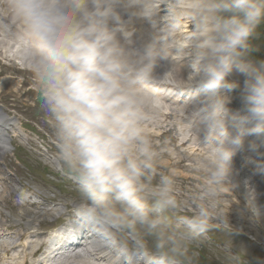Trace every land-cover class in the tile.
I'll use <instances>...</instances> for the list:
<instances>
[{"label":"clouds","instance_id":"obj_1","mask_svg":"<svg viewBox=\"0 0 264 264\" xmlns=\"http://www.w3.org/2000/svg\"><path fill=\"white\" fill-rule=\"evenodd\" d=\"M165 2L171 19L164 35L133 47L117 6L154 19ZM137 5L145 11H134ZM185 21L193 29L182 47L196 55L186 83L207 92L206 106L193 112L207 130L203 141L195 135L204 149L196 161L203 183L190 198L197 210L177 219L175 177L159 170L145 125L158 114V58L167 56V37ZM262 24L264 0H0V34L15 35L34 75L40 106L54 121L56 159L78 186L73 214L95 250L134 254L143 264H201L207 234L231 231L221 205L232 158L246 136L264 142V62L247 59ZM234 70L245 77L246 114L232 136L221 93L239 87L227 80ZM225 264L244 262L226 253Z\"/></svg>","mask_w":264,"mask_h":264},{"label":"bare ground","instance_id":"obj_2","mask_svg":"<svg viewBox=\"0 0 264 264\" xmlns=\"http://www.w3.org/2000/svg\"><path fill=\"white\" fill-rule=\"evenodd\" d=\"M116 11L125 22V30L130 33L129 38L132 42V46L135 48H139L143 43L147 42L150 34L162 37L164 35V30L169 26L168 21L171 19V17H166L169 16L168 13L170 9L165 3L159 5L154 19L133 18L131 13L126 11L122 6H117ZM134 11L144 12L145 9L143 5H137ZM109 26H112L111 22ZM192 27V25L188 27V23L185 21L183 23L184 30H180V27L178 28V26H176L172 31V36L167 37V39H171L173 36L182 37V33H188L189 30H192ZM263 37L264 35H260L257 30V35L254 37V40L257 42L261 38L263 39ZM12 41L17 42L13 33L0 34L1 94L15 83L13 77L6 78V76H4L11 68H15L12 65L6 64L4 60L19 58L21 63L25 64L20 49L14 50L13 54L9 53V47L13 48L14 46ZM185 42L187 43V40H185ZM161 43H163V41H161ZM183 48V51L185 49L188 51V48L192 49L190 55H193V57L186 58L187 55L185 52L180 55H175L176 53L174 54L170 50H175L177 47L170 44L167 56L158 58L157 65L154 69V75L158 79L153 82V87L157 90V94L162 101L158 104V118L146 124L145 128L150 137L153 138L155 137L156 131L160 128L172 126L169 130L176 129V125H179V123L171 124L170 121L173 119H179L181 121L180 124H192L191 128L181 126L180 129L176 130L178 135L182 133L184 137L181 139L172 138V142H170L173 146L172 150H163V152L159 153V158L161 156L168 159L167 163L159 162L157 166L160 171L174 175L178 197L182 201V204L194 207L195 205L190 201L193 195L187 193H197L201 188V178L193 177L192 173L200 174L196 170V161L204 154V149L197 141L195 142V139L197 136L200 140H204L207 125L203 123L199 117L194 118L193 112L198 109H203L208 101L205 89L197 84L186 83L189 79V75L185 77L184 74L186 73H184V71L190 69L186 68V65H189L194 70L196 55L193 47ZM262 58H264V51L262 54H256L252 51L247 57V59L254 64L264 62ZM184 59L186 63L187 61H190V63L180 64ZM15 69L17 72L21 71L19 68ZM231 75L237 80L245 79L242 74L235 70ZM29 81H32L36 85L35 78ZM228 81L238 84V82ZM192 86L198 90L197 93L194 94L191 92ZM196 86H199V88ZM242 89L243 86L239 85V87L229 91V95H232L234 99L229 102L227 101L225 104V108L228 110L226 128L227 132L232 136L236 134L235 125L237 120L242 116L240 113L233 112V105L235 107L238 102L237 99L242 100ZM163 90L168 92L167 95L162 92ZM31 93H38L37 86ZM221 95L224 96V92H222ZM8 114H6L4 110L2 111L0 107V160H4L6 153L9 151L8 140L9 138L11 140L12 136H9L8 133L17 132L14 117H12V114ZM244 140L249 141L246 137ZM156 145L157 144H155L156 150H159L160 148H157ZM247 155L253 157L255 161H249ZM261 158V155L256 153V150L252 148L250 143L246 145V141H243L242 146L236 150V154L232 158L229 174L231 180L239 179L240 185H235V189L231 191V185L227 184L228 189L223 190V198L231 197V201L230 203H225V199H223L221 205L222 209L227 213V217H236V224L241 225L249 223V226H247L249 233L251 232L249 227H256L255 222L261 223L264 229V224H262L263 221L260 220L261 218L257 217L258 214L256 215V212H258L257 200H261V196H259L260 194H258V192H260V190L264 192V172H262V170H264V161H258ZM187 161L189 162L187 163ZM10 166H12V163ZM238 172L243 173V177L241 174L238 175ZM200 176L202 175L200 174ZM13 182L14 180L6 176L0 167V264H66L68 262L72 263L71 261H77L78 264H88L85 260L81 259L86 257L92 259L101 258L106 260L105 262L107 264H113L115 263L114 261L119 258L113 259L112 252L107 250H95L92 243L93 237L91 235L89 236L88 231L85 229L84 232L80 233L85 234L87 238L91 239L87 246L79 245L72 249L66 246H57L58 248L47 246V243L44 242L42 237L36 238L39 236V230L41 228L40 218L46 215H53V210L60 214L61 210L58 208H49L47 207L48 205L40 207L39 203L26 200L25 196H29L33 192L30 186H25L26 192H23L16 188ZM39 193L44 195L42 192ZM21 194H23L24 200L22 203H17L15 199H19ZM4 209H8L12 215L18 216L20 220L16 222L4 221L1 215ZM248 210L255 213L256 216L253 220L248 218V215L245 213V211L249 212ZM247 237L253 241H256V239H262L264 241V238H258L259 236L257 238ZM125 261L126 262L118 259V263L120 264H143V261L139 260L137 256L133 257L129 255Z\"/></svg>","mask_w":264,"mask_h":264},{"label":"rangeland","instance_id":"obj_3","mask_svg":"<svg viewBox=\"0 0 264 264\" xmlns=\"http://www.w3.org/2000/svg\"><path fill=\"white\" fill-rule=\"evenodd\" d=\"M257 30L260 35H264V24H262ZM171 41H174L173 43L176 44L175 46L183 43V39L180 37H173ZM12 43H14L15 47H9L10 53H13L14 50L20 48L18 43L14 41H12ZM250 44L253 52L254 50L258 52L260 51L262 54V51H264V37L257 42L254 41L253 37ZM190 51L191 50L188 52ZM173 52H178L180 54L182 51L180 48H177L173 50ZM5 62L12 63L15 68L21 69V71L17 72L15 68H11L6 72L4 76H6V78L13 77L15 83L10 86V88H7V90H4L2 94L0 93V104L16 114L15 122L19 132L18 135L13 137V140L9 142V151L6 153L5 159L0 160V167L5 175H8L14 180L13 184L19 190L26 192L25 186H30L33 192L26 197V200L39 203L40 207L48 205L47 207L49 208H58L61 210L60 214L53 210V215H46L45 217L40 218L42 228L51 227L55 224H62L61 220L69 219L68 215L72 214V210L81 199L77 190L78 186L73 177L56 159L54 121L49 114L42 110L39 93H31L36 85L29 80L34 79V75L29 68H26V64L21 63L20 59L11 62L7 60ZM181 64H183V62H181ZM184 73H186L184 76L188 77V75L190 76L194 72L193 70L188 71L186 69ZM227 80L238 82L239 85L244 84V79L237 80L232 75L227 77ZM223 92L224 97L227 98L228 102L234 99L232 95L228 96V90H224ZM237 100L238 102L235 107L233 105V112L240 113L243 116L246 113L243 111L242 100ZM159 103L160 101L158 99L157 104ZM170 123H179V125H176L177 128L172 130H169L172 126L160 128L156 131L155 137L152 138L154 144H157V148H160L157 150L159 153L163 152V150H172L173 146L170 142H172L173 137H175V139H181L184 137V134L181 133L178 135V133H176L177 129H180L181 126L192 127V124L190 123H185V125L183 123L180 124L181 121L179 119H173ZM246 138L249 140H243L244 142L246 141V145L250 143L252 148L256 150V153L261 155L262 158L258 161H264V142L257 140L254 136H246ZM196 141L197 139H195V142ZM247 159L249 161H255V159L249 155H247ZM167 160V158L160 156L158 163H167ZM188 162L189 161H187V163ZM11 163L12 166H10ZM262 172H264V170H262ZM240 174L243 177L244 174L238 172V175ZM192 175L193 177L201 178L200 185L202 186V176L195 173H192ZM229 181H231L230 177H228L227 184ZM233 183L234 185L230 186L231 191L235 189V185H240V180H233ZM39 192H42L44 195H41ZM187 194L195 195L196 193ZM258 194H260L259 196H261V200H257L258 212H256V215L258 214L257 217L261 218L260 220H262V224H264L263 190H260ZM223 199H225V203H230L231 201V197H225ZM15 201L20 203L18 202V198L15 199ZM196 210V206L193 207L182 204L175 214V217L177 219L190 217L196 212ZM245 213L248 215V218L252 220L256 216L253 211H245ZM1 215L2 219L6 222H16L17 220H20L18 216L12 215L8 209H4ZM229 217H227V222L231 229L230 232H228L227 227H223L210 231L207 234V239L204 241L201 248V264H225L226 253L233 256H241L244 264H264V241L262 239H256V241H253L247 237L257 238L259 236L258 238H264V229L261 223L255 222L256 227H249L251 230L249 233L247 230L249 223L238 225L236 224V217ZM55 218H57V221ZM71 248L72 247H70V249ZM81 259L85 260L88 264L103 263L101 260L92 259L90 257ZM71 262L72 263L68 262L66 264H78L77 261Z\"/></svg>","mask_w":264,"mask_h":264}]
</instances>
